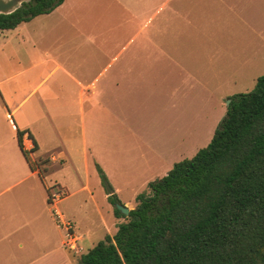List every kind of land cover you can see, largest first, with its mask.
Returning a JSON list of instances; mask_svg holds the SVG:
<instances>
[{"label":"crops","instance_id":"1","mask_svg":"<svg viewBox=\"0 0 264 264\" xmlns=\"http://www.w3.org/2000/svg\"><path fill=\"white\" fill-rule=\"evenodd\" d=\"M256 5L65 0L0 30V264H77L116 233L97 165L119 195L194 156L192 111L240 71L234 22Z\"/></svg>","mask_w":264,"mask_h":264},{"label":"trees","instance_id":"2","mask_svg":"<svg viewBox=\"0 0 264 264\" xmlns=\"http://www.w3.org/2000/svg\"><path fill=\"white\" fill-rule=\"evenodd\" d=\"M65 0H30L0 15V30ZM100 183L119 223L77 264H264V74L230 98L209 143L150 182L123 216L107 176Z\"/></svg>","mask_w":264,"mask_h":264},{"label":"rangeland","instance_id":"3","mask_svg":"<svg viewBox=\"0 0 264 264\" xmlns=\"http://www.w3.org/2000/svg\"><path fill=\"white\" fill-rule=\"evenodd\" d=\"M247 15V12L240 13L239 18L234 22L238 30L234 32V38L240 43V71L234 77L225 75L222 81L219 79L220 82L215 86H210L207 98L193 109L191 139L186 143L187 150L182 159L190 158L199 148L208 144L217 125L225 116L230 98L251 91L256 79L264 74V0H257L255 10ZM96 180L99 181L97 174ZM91 181L95 183L93 176ZM121 191V194L116 195L119 202L123 201L122 199H128L131 195L134 197L136 193H142V189H122ZM97 198L100 200L99 194ZM135 204L136 202L133 207ZM118 219L121 223L125 222L123 218ZM85 251L87 252L88 249Z\"/></svg>","mask_w":264,"mask_h":264},{"label":"water","instance_id":"4","mask_svg":"<svg viewBox=\"0 0 264 264\" xmlns=\"http://www.w3.org/2000/svg\"><path fill=\"white\" fill-rule=\"evenodd\" d=\"M28 2H30V0H0V15L12 14L17 11V9H20L24 3ZM114 208L119 210L123 216H128L129 214V209L121 204H116Z\"/></svg>","mask_w":264,"mask_h":264},{"label":"built area","instance_id":"5","mask_svg":"<svg viewBox=\"0 0 264 264\" xmlns=\"http://www.w3.org/2000/svg\"><path fill=\"white\" fill-rule=\"evenodd\" d=\"M62 194H60L59 192H55V193H52L50 195V202L51 203H54L55 201L59 200L61 198ZM54 216L56 217V221L58 222V224H60L62 227H64L66 229V231L68 232V236L71 237V227H70V224L69 223H66L62 220V216L59 212H57L55 210L54 212ZM71 239V238H70Z\"/></svg>","mask_w":264,"mask_h":264}]
</instances>
